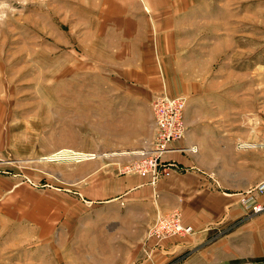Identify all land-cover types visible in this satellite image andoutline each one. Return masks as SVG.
Returning a JSON list of instances; mask_svg holds the SVG:
<instances>
[{
	"label": "rangeland",
	"instance_id": "rangeland-1",
	"mask_svg": "<svg viewBox=\"0 0 264 264\" xmlns=\"http://www.w3.org/2000/svg\"><path fill=\"white\" fill-rule=\"evenodd\" d=\"M5 2L16 11L0 27V264H127L112 259L123 254L101 253L106 248L91 244L100 241L99 232L90 237L99 215L86 207L82 192L91 165L114 167L108 175H139L124 166L139 159L134 151L153 142L155 96L147 99L123 86L109 44L134 41L139 33L143 41H154L155 32L160 41H180L175 56L196 87L186 95L184 112L185 122L195 125L181 141L202 147L200 161L212 168L221 190L239 195L248 217L264 214L242 202L249 190L257 202L264 193L253 190L264 171L256 154L264 151V0ZM118 101L138 102L140 109H107ZM246 119L252 125L240 124ZM251 130L252 140H241ZM64 148L93 157L47 158ZM247 150L252 157L244 155ZM102 173H94L90 189H100ZM172 212L188 224L174 208L156 212L149 227L157 215ZM244 220L212 226L203 243L210 245ZM149 227L145 244L197 233L192 226L191 234L158 240ZM256 247L264 255V243ZM135 256L134 264H182L184 258L154 262L155 253L144 247ZM257 258L221 252L216 264H264Z\"/></svg>",
	"mask_w": 264,
	"mask_h": 264
},
{
	"label": "crops",
	"instance_id": "crops-1",
	"mask_svg": "<svg viewBox=\"0 0 264 264\" xmlns=\"http://www.w3.org/2000/svg\"><path fill=\"white\" fill-rule=\"evenodd\" d=\"M154 28L157 30V27ZM160 35L155 32L154 41H143L140 33L134 41H109L114 47L110 51L117 55L116 67L122 69V73L118 74L120 82L126 87L133 86L139 95L147 99L161 93L170 96L194 95L195 81L190 80L189 74L184 72L186 64L175 56L176 43L180 41H160ZM107 104L109 110L140 109V104L133 101ZM244 122L240 124L252 125V119ZM193 125V120L186 121L187 132L190 133ZM233 126H237L236 120ZM241 140H252V130L249 134L242 135ZM190 142L187 139L185 145L183 140L174 146L189 147ZM197 146L199 149L196 147V152L199 150V153L196 157L186 148L165 151L162 160L174 163L175 167L156 184H151L135 173L108 175L114 174V167L91 165L89 175L84 176L86 187L82 192L86 207L90 206V212L96 211L99 215L91 226L90 237L99 232L100 241H92L91 244L106 248L101 249V253L111 256L123 254V258L115 256L112 259L127 264L136 263L135 255L140 252L141 247L151 254L155 253L158 260L154 262H166L177 254L184 255L182 264L192 261L196 264H216L220 260L221 252L233 257L236 254L264 257L259 255L261 251L256 247L257 243H264V214L248 217L239 203V195L230 192L231 188L229 191L220 189L218 177L211 171L212 168L200 161L202 147ZM256 152L259 154L257 158H262L257 163L260 169H264V151ZM244 155L252 157V151L247 150ZM250 164L251 162L245 163L246 166ZM97 172H103L101 187L94 191L87 185L94 182L91 178ZM262 180L264 171L256 184ZM258 200L264 202V193ZM174 208L179 209L184 223L192 225L197 233L185 239L168 237L158 245L151 241L145 244L146 230L156 212H166ZM242 216L245 219L242 224L227 235L210 245L203 243L212 226ZM94 237L96 238V234Z\"/></svg>",
	"mask_w": 264,
	"mask_h": 264
},
{
	"label": "built area",
	"instance_id": "built-area-1",
	"mask_svg": "<svg viewBox=\"0 0 264 264\" xmlns=\"http://www.w3.org/2000/svg\"><path fill=\"white\" fill-rule=\"evenodd\" d=\"M186 104L187 97L185 95L170 96L161 93L152 99L150 106L155 127L153 142L146 149L134 151L133 153H136L139 159L124 166V171L136 172L147 177L151 183H155L163 175H169L175 164L162 161L161 155L166 150L185 149V147H175L174 144L184 138L187 130L184 117ZM188 149L192 153L197 150L195 146L188 147ZM253 190L263 193L264 180L255 185ZM250 192L251 190L246 193L245 198L242 200L243 204L250 208L253 213H264V203L255 201ZM148 231L149 236L159 240L170 235L191 234L194 230L190 224L181 222L180 215L177 212H172L167 216L157 215Z\"/></svg>",
	"mask_w": 264,
	"mask_h": 264
},
{
	"label": "bare ground",
	"instance_id": "bare-ground-1",
	"mask_svg": "<svg viewBox=\"0 0 264 264\" xmlns=\"http://www.w3.org/2000/svg\"><path fill=\"white\" fill-rule=\"evenodd\" d=\"M89 155H93V154H85L84 152H80V151H75L73 149H70V148H64V149H61L57 152H55L54 154L50 155L49 159H58V158H62V159H75V160H79L80 158L83 159V158H87V156ZM93 157V156H92Z\"/></svg>",
	"mask_w": 264,
	"mask_h": 264
},
{
	"label": "clouds",
	"instance_id": "clouds-1",
	"mask_svg": "<svg viewBox=\"0 0 264 264\" xmlns=\"http://www.w3.org/2000/svg\"><path fill=\"white\" fill-rule=\"evenodd\" d=\"M19 3L27 5L28 0H18ZM16 9L10 7L5 0H0V27L4 26L6 20L8 19V13H15Z\"/></svg>",
	"mask_w": 264,
	"mask_h": 264
},
{
	"label": "trees",
	"instance_id": "trees-1",
	"mask_svg": "<svg viewBox=\"0 0 264 264\" xmlns=\"http://www.w3.org/2000/svg\"><path fill=\"white\" fill-rule=\"evenodd\" d=\"M264 259V257H261V258H257L256 260H263Z\"/></svg>",
	"mask_w": 264,
	"mask_h": 264
}]
</instances>
